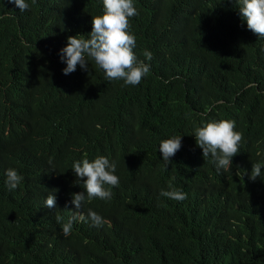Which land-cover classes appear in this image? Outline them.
<instances>
[{
  "label": "trees",
  "instance_id": "trees-1",
  "mask_svg": "<svg viewBox=\"0 0 264 264\" xmlns=\"http://www.w3.org/2000/svg\"><path fill=\"white\" fill-rule=\"evenodd\" d=\"M233 1L134 0V52L150 64L136 86L107 80L87 57L85 72L57 73L54 56L60 60L68 37L87 38L102 0H35L20 14L0 6V121L31 133L29 120L47 95L58 125L85 154L110 155L119 177L111 200L94 204L107 224L90 229L76 219L65 235L75 208L64 211L58 201L52 211L42 208L38 180L24 198L13 196L20 187L3 189L5 170H17L26 185L51 167L46 156L36 147L0 146V264H264V186L220 175L203 198L190 195L184 170L165 169L156 149L186 118L178 93L185 70L205 79L208 115L235 121L243 152L250 135L264 140V38L239 13L234 18ZM187 121L182 127L189 132L196 123ZM188 164L205 162L192 151ZM169 189L187 198L160 195Z\"/></svg>",
  "mask_w": 264,
  "mask_h": 264
},
{
  "label": "clouds",
  "instance_id": "clouds-1",
  "mask_svg": "<svg viewBox=\"0 0 264 264\" xmlns=\"http://www.w3.org/2000/svg\"><path fill=\"white\" fill-rule=\"evenodd\" d=\"M94 1L98 5L99 0ZM34 2L0 0V6H7L19 13L28 10ZM102 4V14L92 16V30L87 38L81 35L68 37L66 46L59 52L61 61L54 56L57 73L63 78H69L85 72L87 57L103 70L107 80H122L126 86L139 85L149 74L150 64L138 60L134 52L136 37L131 32L130 19L139 14L134 0H102ZM231 11L234 18L239 13L247 28L257 37L264 38V0H234ZM172 30L182 32L177 28ZM23 44L28 51V40H24ZM143 56L146 61L153 58L148 50L144 51ZM78 65L80 68L76 70ZM179 79V99L186 105V118L182 122L178 121L176 131H167L156 143L165 169H183L187 191L201 198L220 175H225V180L234 176L240 184L264 186V140L250 135V143L247 145L249 150L243 152L245 137L236 128L235 121L229 117L208 115L211 106H204L209 98L204 87L205 79L189 70L181 72ZM138 111L136 108L134 114ZM144 114L138 113L134 117ZM187 118L194 119L196 123L189 132L182 127V124L188 123ZM28 124L32 129L29 134L23 127L0 121V146L21 145L29 152L36 147L46 156L51 167L45 173H37L26 185L21 184L23 176L9 168L4 172L3 189L8 191L20 187L13 196L16 199L24 198L38 180L45 194L42 208L52 211L56 201L64 211L75 208L63 224L65 235L71 233L76 219L80 226L87 225L90 229H99L107 224L94 204L111 200L112 192L109 189L119 186L112 157L105 153L87 155L82 152L79 140L71 138L67 130L58 125L47 95ZM55 130H58L56 136L53 133ZM192 151H196L205 162L203 167L195 169L189 166ZM160 195L171 201L187 198L186 193L177 189L161 191Z\"/></svg>",
  "mask_w": 264,
  "mask_h": 264
}]
</instances>
